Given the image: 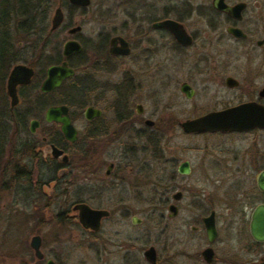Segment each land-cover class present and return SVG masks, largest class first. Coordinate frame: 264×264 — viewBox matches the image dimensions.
Here are the masks:
<instances>
[{"label": "flooded vegetation", "instance_id": "af4514ba", "mask_svg": "<svg viewBox=\"0 0 264 264\" xmlns=\"http://www.w3.org/2000/svg\"><path fill=\"white\" fill-rule=\"evenodd\" d=\"M89 1L87 6H80L71 4L69 0H57L55 11H60L62 20L59 26L51 31L53 14L46 35L53 36L63 27L66 11L83 12L90 6L91 0ZM223 1L227 7L243 5L238 18L231 17L224 11L214 10L211 3L210 6L215 11V15L209 17L206 2L193 5L189 1L181 5V12L177 14V17L171 16V13L176 12L175 5H168L165 6L163 17L158 18L149 6H146L149 11L146 9L147 12L142 13L145 2H150L142 0L135 41L123 35L99 36L98 41L92 44V56H102L93 62V67L96 63L98 66L92 67L89 77L83 79L78 74L82 65L80 59L84 57L86 47L77 39L82 26H70L68 29L76 26L81 29L73 35H68L70 38L65 42L73 40L80 45L81 50L67 58H64L61 52L60 60L45 68L40 85L46 77V69L63 61L67 62L73 75L51 92L41 93L40 90L39 92L43 97H51L55 94H60L61 97H74L72 106L75 107V97H81L78 94L75 95V90L82 89L81 92H84V95L88 94V104L76 110L73 116L70 109L72 106L61 103L59 98L55 103H49L45 107L40 120H31L38 123L33 133L30 132L31 121L29 122L28 131L31 135L38 133L41 123L54 127L56 130L52 132L53 138L47 135L42 136L39 144L18 143L15 150L14 147L7 150L10 157L5 166L10 164L8 162L12 161L13 152H15L14 164L9 170L13 193L15 194L17 189L25 192L30 190L37 193L35 195L37 199L52 185L49 194L56 202L57 197L62 196L61 193H57L62 189L61 184L72 177L74 202L57 214L66 211L71 214L73 206L82 204L91 209L107 212V216L101 220L97 230L82 226L77 210L70 215L74 226L75 242H87L90 247L102 237L103 223L110 220L113 214H120L121 219L124 220L130 217L129 224L126 223L127 226L121 231L104 232L102 252L106 258L120 252L123 253V258L130 261V264H142L143 259L146 261L145 251L152 248L155 264H264V128L255 127L237 131L207 130L200 127L194 129L184 126L188 121L241 104L253 103L264 107V95H261L264 86L254 91L252 89L249 97H235V101H225L223 97H212L207 103L192 104L184 109L178 107L175 97H169L167 105L169 114L161 116L159 100L154 97V94L148 95L145 100L133 97L135 90L142 89L140 87L142 84L138 82L141 74H144V70L149 72L159 68L158 56L165 49L171 53L172 59L174 57V66H183L193 55L195 62L201 64V70H209L208 74L211 77L223 73L225 65L222 61L223 53H216L213 56V52L208 55L201 49L190 55L189 50L198 40L199 32L191 33L184 21L193 17L215 26L220 31V35L217 36L218 41L222 40L226 34L237 46L249 44L250 48L260 53L262 61L259 66L264 67L262 65L264 33L260 34L261 29L264 30V22L259 24V21L264 20V2L260 3V0ZM45 5L47 8L51 2ZM163 21H173L181 25L190 38V43L180 44L170 29L160 26ZM41 31L44 32L46 29L41 26ZM232 31L237 33L234 34ZM115 37L124 40L127 54L112 55L110 53L111 40ZM115 47H121L119 42ZM204 50L207 48L204 47ZM131 58L138 71L136 74L130 72L127 64L123 63ZM217 58L220 61H216ZM246 59L250 60V58ZM117 60H121L123 64L121 79L105 82L102 75H113L116 72V66L113 63ZM15 65L11 66L5 82L6 96L10 100L9 109L13 110V114L22 102L19 91L29 87L36 76L35 68L26 64L33 69L31 83L15 87L18 101L14 107H11V98L7 95V83L9 79L12 80L10 75ZM254 77L250 75V79ZM13 78H16V75ZM229 78L236 83L232 87L226 85V80ZM223 81L227 89L240 88L239 81L233 76L226 75ZM84 82H87V90L84 89ZM69 84L71 92H66ZM183 84H187L193 91L191 97H186L181 92ZM179 91L184 95V102L193 101L195 91L188 83H181ZM147 100L149 103L145 105L144 102ZM60 105L68 107L67 115L75 129L73 143L64 138L60 131V124L45 120L46 110ZM86 108L91 109L88 118L85 117ZM187 112H189L187 118L180 116ZM80 122L83 123L82 127H79ZM12 128L24 129L15 126L10 127ZM177 131L185 137L192 138L194 141L200 140V142L189 146L173 147L171 139L173 134L176 137ZM159 134H169L170 141L162 148L159 146L161 142ZM47 145H54L67 154L68 163L64 164L59 159L53 158L49 152L45 153L44 148ZM70 149L73 150L71 153ZM104 166L106 169L101 174ZM142 176L157 181L154 187L156 190L160 188L159 179H165L168 182L163 193L167 191L168 196L165 198L163 195L164 200L154 195L151 211L157 214L156 233L152 245L146 249L141 244L142 232L139 228L142 220L134 215L140 212L137 208L124 204L108 208L101 205L92 207L85 200L78 198L80 194H83L82 190L87 192L86 189H88L87 195L91 199H96L97 195L107 190L108 185L115 187L128 183L130 188L135 190L139 187L136 183ZM39 189L42 191L38 194ZM164 208L167 211L166 219L161 213ZM47 260L49 259H46L44 255L43 260H34L33 264H45Z\"/></svg>", "mask_w": 264, "mask_h": 264}, {"label": "rangeland", "instance_id": "374dc122", "mask_svg": "<svg viewBox=\"0 0 264 264\" xmlns=\"http://www.w3.org/2000/svg\"><path fill=\"white\" fill-rule=\"evenodd\" d=\"M141 1L142 0H91L90 6L83 12L80 10L75 13L66 11L63 27H61L56 35L50 39V45L44 51L45 61H53L58 53L61 55L63 44L70 38L67 34V29L70 26L81 25L82 30L77 36V39L86 47V51L84 57L80 59L82 65H80V72L78 75L82 79L87 76L89 77V73L92 72L93 68L98 66L96 63L93 67V62L98 57L102 56H92V44L98 41L99 36L123 35L135 41L134 37L136 36L139 25L138 14ZM148 1L150 2H145V8H143L144 11L142 10V13H146V9L149 11L146 7L149 6L150 9L154 10V15L158 18L163 17L165 6L167 7L168 5H175L176 12L171 13V16L177 17V14L181 12V5L184 2L189 1L193 3V5L203 4V2H206L208 5L211 3V0ZM50 2L51 5L48 9L49 14L45 26V34L50 27V18L53 16L57 6V0H50ZM261 2H264V0H260V3ZM44 7H46V5H44ZM259 22L261 25L264 20ZM184 24H186L187 29L191 33L199 32L198 40H196L192 49L189 50L190 55L201 49L207 52L208 55H211V52H213V56H215L216 53H223L222 61L225 63L223 66V73L211 77L210 74H208L209 70H201V64L195 62L196 60L193 59V55L186 60L183 66H174L175 59L174 57L172 59L171 53H168L166 49L164 51L160 50L161 52L158 56L160 62L159 68L149 72L144 70V74H141L138 80V82L142 84L140 86L142 89L135 90L133 97L145 100L148 95L154 94V97H157L159 100V114L161 116L167 113L169 114L167 106L169 97H175L178 107L184 109V107L189 108L192 104L207 103L212 97H223L225 101H235V97H249L252 89V91H254L264 86V67L261 68L259 66V63L262 61L260 53L250 48L249 44L237 46L226 34L223 36L222 40L218 41L217 36L220 35V31L217 30L215 26L213 27L209 23H205L196 17L184 21ZM261 30L260 34H263L264 30ZM14 38V44L18 54V62L16 65H26L32 53L30 49H28L30 46L29 41H34V37L16 35ZM17 42H19V45ZM204 47H206L207 50H204ZM134 53H136L135 50ZM246 58H250V60ZM216 61L220 60L217 58ZM121 62V60L114 61L113 64L116 66V72L113 75H102V79L105 82H115L121 79V68L123 67ZM123 63L127 64L130 72H135V74L138 73L132 58L123 61ZM262 65L264 66V61ZM47 66L48 65H46L44 69ZM38 70L39 69L35 68L36 73ZM226 75L233 76L238 80L240 88L236 90L227 89L223 81ZM250 75H254L255 77L250 79ZM42 78L39 81L37 90H33L32 88L26 90L25 97H27L29 102L22 101L15 111L23 120L25 124L24 129H10L11 126H8V121L5 120V129L8 126L6 129V131H8L6 133L8 142L6 146L8 149L14 147L15 150L18 143L39 144L41 137L46 135L53 138L52 132H54L56 128L46 126L43 123H41V128L37 134L31 135L28 131L29 122L32 119L40 120L45 110V108L40 109L33 107L32 104L33 98L37 97L40 93L39 85ZM5 82L6 79L1 87L2 91L0 92V97H2L8 109L10 100L6 96ZM183 82L188 83L195 91L192 102H184V95L179 91V87ZM84 85V89L87 90V82H84ZM85 93H87V91H85ZM83 97L81 102L85 100L86 104L82 108L88 104L89 100L88 94ZM59 98H61V95L55 94L49 97L48 100L53 104ZM146 102H144L145 105L149 103L148 100ZM82 108H79L75 103V107L72 106L70 109L73 116H75V111ZM188 113L189 112L181 114L180 116L187 118ZM82 124L83 123L80 122L79 127H82ZM173 135L171 139L173 147L189 146L200 142V140L194 141L192 138L181 135L179 131H177L176 137L175 134ZM159 136L161 139L159 146L162 148L170 141L169 134H159ZM72 151L73 150H71L70 153ZM13 153L12 161L8 162V164H10L5 167V171L0 175V187L6 185L10 188L12 185L9 179L11 174L9 170L15 160V152ZM2 161L0 153V163H2ZM105 169L106 166L102 167L101 174L104 173ZM153 169H155L154 166ZM158 172L160 175V170ZM71 178H67L68 180H65V183L61 184L62 189L57 193H61L62 196L59 198L57 197L56 202L53 197H50L51 194H49L52 190V185L44 190L45 194H42L41 197H37V199H35L37 193H34V191L29 190L25 192L22 189H17L14 194L13 188H11L10 191L7 190V192L0 189V264H33L35 258L33 256V251L29 247V242L34 235H39L41 237V251L45 255V258L53 260L56 264H130L127 258L122 257L123 253L118 252L106 258L102 252L104 242L102 238L104 237V232L121 231L127 226L125 225L126 223L129 224L130 217L124 220L121 219L120 214H113L110 220L103 223L102 237L99 238L92 247H90L87 242H75L74 226L72 224L66 225L55 221L54 216L58 215L57 213L59 211H63L70 207L71 203L74 202ZM138 181L139 182L136 184H138L139 187L135 190H132L128 183L125 185L119 184L115 187L108 185L107 190L101 192L99 196L97 195L96 199H91L87 195L89 194L88 189H86L88 193L82 190L83 194H80L78 198L85 200L92 207L101 205L108 208L124 204L137 208L140 212L134 215L142 220V225L139 228L142 232L141 244L146 249L152 245L155 237L154 234L156 233L155 225L157 223V214L151 211V205L155 199L154 195L156 194L159 197L164 195L166 198L168 192L166 191L165 194L163 193L168 182L165 179H159L158 183L160 188L156 190L154 187H156L157 181L143 178V176ZM76 192L75 189V194ZM162 199L164 200L163 197ZM44 209L46 210L45 212ZM161 213L166 219L167 211L165 208ZM142 264L148 263L143 259Z\"/></svg>", "mask_w": 264, "mask_h": 264}, {"label": "water", "instance_id": "95a60500", "mask_svg": "<svg viewBox=\"0 0 264 264\" xmlns=\"http://www.w3.org/2000/svg\"><path fill=\"white\" fill-rule=\"evenodd\" d=\"M71 4L87 6L89 0H69ZM211 5L214 10L224 11L231 17L238 18L239 13L243 5H236L234 7H227L224 4L223 0H211ZM61 14L59 10H56L52 20L51 31L55 30L61 23ZM160 26H164L170 29L176 38V40L182 45H188L190 43V38L185 34L184 29L181 25L173 21H163L160 23ZM81 28L79 26L68 29L67 34L73 35L77 33ZM234 34L237 31H232ZM119 42L121 47L116 48L115 45ZM111 49L110 53L112 55L118 54H127V46L123 39L120 37L112 38L111 40ZM81 50L80 45L73 41L69 40L64 43L62 48V56L64 58L69 57L74 52ZM16 75V78L13 76ZM73 71L68 67L67 62L63 61L58 65H51L46 69V77L40 85L41 93L51 92L53 89L59 87L64 80L71 77ZM33 77V69L30 66L25 64H17L13 67L11 71L10 78L7 83V95L11 98V107H14L17 104V97L15 93V87L17 85H28L31 83ZM236 83L232 79L226 80V85L229 87L234 86ZM181 92L186 95V97H191L193 91L187 84L181 86ZM261 95H264V90L261 92ZM91 112L90 108H86L85 117L88 118V114ZM68 107L65 105L49 107L45 112V120L47 122H55L60 124V131L63 134L64 138L73 143L75 142V129L71 125L69 117L67 115ZM38 126L37 121L33 120L30 124V132L33 133L35 128ZM188 128L197 129L205 128L211 130H237L245 131L255 127L264 128V107L253 104L246 103L241 104L236 107L228 108L221 112H216L205 117L195 119L193 121H188L184 125ZM44 152H49L51 156L55 159H59L62 163H68V156L62 150L56 148L54 145H47L44 148ZM77 210L79 212L80 223L82 226L87 228H93L97 230L101 224V220L107 216V212L91 209L85 204L73 206L71 214ZM41 237L39 235H34L31 237L29 242V247L33 251L35 261H40L44 259V254L41 251ZM145 258L149 264H155L154 262V251L152 248H149L145 251ZM45 264H56L53 260H47Z\"/></svg>", "mask_w": 264, "mask_h": 264}, {"label": "trees", "instance_id": "16d2710c", "mask_svg": "<svg viewBox=\"0 0 264 264\" xmlns=\"http://www.w3.org/2000/svg\"><path fill=\"white\" fill-rule=\"evenodd\" d=\"M50 4L49 0H0V92L2 91L1 87L6 79V76L12 65L18 62V54L15 46V36H32L34 41H29L31 58L26 64L39 69L36 73V76L29 87L22 88L19 91L21 99L23 102H29L27 97H25L26 90L32 88L37 90L40 79L44 76V67L51 63H55L60 60V54H56L53 61H45L44 51L50 45V39L54 37L49 34H45L41 31V26L45 28L46 22L48 20L49 7H44V5ZM207 14L209 17L215 15V11L210 5H208ZM15 34V35H14ZM20 42V41H19ZM19 42L17 44L19 45ZM18 48V47H17ZM71 85L67 86L68 90L66 92H71ZM82 89L75 90V95L77 94L81 97H75V103L82 108L86 101H82L84 98V92H81ZM49 97H43L40 93L37 97L33 98L32 104L33 107L44 109L50 101ZM74 97H61L59 101L67 105H73ZM5 120L8 121V126H15L24 128L25 124L20 116L16 113L13 114L12 109H7L5 103L3 102L2 97H0V153L2 165H0V175L3 174V169H5L7 159L10 155L7 154L8 147L6 146L7 142V132L5 129ZM11 162V161H10ZM2 191L7 192L11 190V187L4 185L0 187ZM41 189L38 190V194L41 193ZM72 216L68 211L54 216L55 221L61 224L71 225Z\"/></svg>", "mask_w": 264, "mask_h": 264}]
</instances>
